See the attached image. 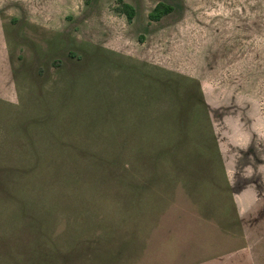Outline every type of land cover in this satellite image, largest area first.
<instances>
[{
  "label": "rangeland",
  "instance_id": "obj_1",
  "mask_svg": "<svg viewBox=\"0 0 264 264\" xmlns=\"http://www.w3.org/2000/svg\"><path fill=\"white\" fill-rule=\"evenodd\" d=\"M206 93L264 111V0H0V264H264V143L233 195Z\"/></svg>",
  "mask_w": 264,
  "mask_h": 264
},
{
  "label": "crops",
  "instance_id": "obj_2",
  "mask_svg": "<svg viewBox=\"0 0 264 264\" xmlns=\"http://www.w3.org/2000/svg\"><path fill=\"white\" fill-rule=\"evenodd\" d=\"M232 99L235 100V97ZM204 101H205L207 112L209 113L210 125L214 133V137L217 142L218 151H219V154L222 160L221 162L223 165L222 166L223 171L225 173L227 182L229 186L231 187L232 194L238 196L245 188H248L247 187L248 181L249 182L251 181L250 180L251 178H249L250 174L247 172V170H250V169L253 171L256 170L259 173V168H256V167L254 168L252 165V162L249 161L250 156H251L249 152L251 148H254L253 150H255L256 148L259 149L260 147H262V144L264 143L263 138L257 139L258 138L257 133L259 132L256 130L257 126H260V127L262 126L263 119H264V115H263L264 111L260 107L259 111H254L255 114L252 117L250 116L251 112H249L250 113L248 117L249 119L245 121H242L241 119L238 120L237 118H235L233 115H230V114L223 115L221 118L222 122L220 121V124L222 127L226 129V131L222 133V131L219 130L220 127H218V125H216L215 121L213 120V117H215L214 114L216 112L213 109L215 108V106L212 105L211 100L207 96V93L204 96ZM243 122H246V123L244 124ZM236 128H238L240 131H244L243 133L248 137L249 140L247 141V145L244 149L246 150L248 149L249 154H242L241 157L237 155H232V157H230L228 154L229 153L228 149L229 148L236 149L235 146L236 145L239 146L240 144L238 141H235V138H237V134H238V131ZM252 130H254V134L251 132ZM250 132L252 133L251 135L248 134ZM260 140H263V141L260 142ZM261 153L262 151L260 153L256 152L257 157H259ZM225 154L228 159H226ZM252 158H254V155ZM261 158H263V156ZM256 161H257V164L260 165L262 160H256ZM231 169H233L234 171L233 172L230 171ZM239 176H243V177H239ZM251 177L256 178V180L259 177L262 178L260 173L258 175L256 174L255 176L251 175ZM241 178L243 179V182Z\"/></svg>",
  "mask_w": 264,
  "mask_h": 264
},
{
  "label": "trees",
  "instance_id": "obj_3",
  "mask_svg": "<svg viewBox=\"0 0 264 264\" xmlns=\"http://www.w3.org/2000/svg\"><path fill=\"white\" fill-rule=\"evenodd\" d=\"M174 10V7L171 4L165 2H158L151 12L148 14L150 20H160L163 16L169 14ZM121 11L126 15L128 20H131L135 15V9L131 4L122 3L121 4ZM213 132V131H212ZM214 144H216L215 137L213 135ZM216 150L219 154L218 147L216 144Z\"/></svg>",
  "mask_w": 264,
  "mask_h": 264
}]
</instances>
